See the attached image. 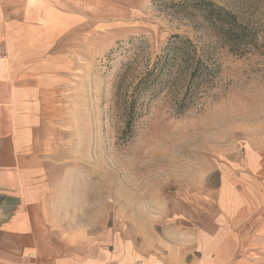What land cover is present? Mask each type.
<instances>
[{
  "label": "rangeland",
  "instance_id": "rangeland-1",
  "mask_svg": "<svg viewBox=\"0 0 264 264\" xmlns=\"http://www.w3.org/2000/svg\"><path fill=\"white\" fill-rule=\"evenodd\" d=\"M65 1L26 77L62 228L142 264H264V0H207L232 39L193 0ZM234 186L254 203L220 216Z\"/></svg>",
  "mask_w": 264,
  "mask_h": 264
},
{
  "label": "crops",
  "instance_id": "crops-1",
  "mask_svg": "<svg viewBox=\"0 0 264 264\" xmlns=\"http://www.w3.org/2000/svg\"><path fill=\"white\" fill-rule=\"evenodd\" d=\"M60 1L65 0H0V264H137L134 255L110 251L62 228L36 183L45 145L39 141L40 115L30 99L35 97L26 77L36 70L37 59L51 42L45 31L55 30L48 23L61 17ZM228 184L222 186L227 189ZM235 186L234 199L229 201L223 194L225 210L220 216H239V210H248L254 203L252 195ZM261 202L264 211V199ZM144 264L184 262L170 254L152 255Z\"/></svg>",
  "mask_w": 264,
  "mask_h": 264
},
{
  "label": "trees",
  "instance_id": "trees-1",
  "mask_svg": "<svg viewBox=\"0 0 264 264\" xmlns=\"http://www.w3.org/2000/svg\"><path fill=\"white\" fill-rule=\"evenodd\" d=\"M191 1L192 0H185L183 4H185L186 6H190L189 4ZM192 2H195L194 4H196L193 8H196V11H198L202 16L208 18L209 20H216L218 21V24H222L226 28V39H232V37H234L232 28L236 26V23L234 21V17L230 13H228L221 7L215 6L213 3L207 0H193ZM183 49H185V46H182L177 50L180 51ZM197 72L198 67H195L192 71V79L197 76ZM140 84L141 82L135 88H140Z\"/></svg>",
  "mask_w": 264,
  "mask_h": 264
},
{
  "label": "built area",
  "instance_id": "built-area-1",
  "mask_svg": "<svg viewBox=\"0 0 264 264\" xmlns=\"http://www.w3.org/2000/svg\"><path fill=\"white\" fill-rule=\"evenodd\" d=\"M138 264H142V263H138Z\"/></svg>",
  "mask_w": 264,
  "mask_h": 264
}]
</instances>
